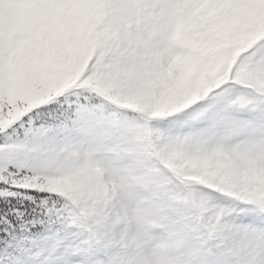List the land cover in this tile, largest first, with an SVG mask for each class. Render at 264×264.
I'll return each instance as SVG.
<instances>
[{"label": "snow or ice", "instance_id": "obj_1", "mask_svg": "<svg viewBox=\"0 0 264 264\" xmlns=\"http://www.w3.org/2000/svg\"><path fill=\"white\" fill-rule=\"evenodd\" d=\"M0 264H264V0H0Z\"/></svg>", "mask_w": 264, "mask_h": 264}]
</instances>
